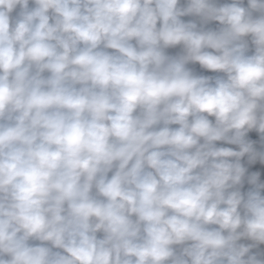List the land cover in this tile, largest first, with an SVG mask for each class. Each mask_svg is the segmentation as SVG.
Returning <instances> with one entry per match:
<instances>
[{"label": "clouds", "instance_id": "9594fccd", "mask_svg": "<svg viewBox=\"0 0 264 264\" xmlns=\"http://www.w3.org/2000/svg\"><path fill=\"white\" fill-rule=\"evenodd\" d=\"M0 264H264V0H0Z\"/></svg>", "mask_w": 264, "mask_h": 264}]
</instances>
